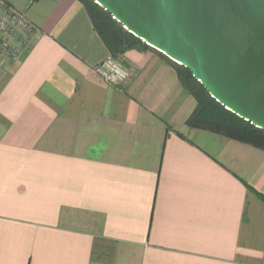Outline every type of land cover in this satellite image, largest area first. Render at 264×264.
<instances>
[{"label": "crops", "instance_id": "crops-1", "mask_svg": "<svg viewBox=\"0 0 264 264\" xmlns=\"http://www.w3.org/2000/svg\"><path fill=\"white\" fill-rule=\"evenodd\" d=\"M4 1L35 33L0 54V264H264V150L186 125L150 50L105 83L78 0Z\"/></svg>", "mask_w": 264, "mask_h": 264}, {"label": "water", "instance_id": "water-1", "mask_svg": "<svg viewBox=\"0 0 264 264\" xmlns=\"http://www.w3.org/2000/svg\"><path fill=\"white\" fill-rule=\"evenodd\" d=\"M189 68L225 108L264 129V0H94Z\"/></svg>", "mask_w": 264, "mask_h": 264}, {"label": "trees", "instance_id": "trees-1", "mask_svg": "<svg viewBox=\"0 0 264 264\" xmlns=\"http://www.w3.org/2000/svg\"><path fill=\"white\" fill-rule=\"evenodd\" d=\"M36 0H31V2ZM85 8L92 27L111 56L122 63V55L128 49L150 50L166 60L176 72L182 86L195 100V107L185 124L237 140L264 150V129L238 116L216 101L193 75L189 68L180 65L160 51L150 47L125 29L110 12L94 0H78ZM123 64V63H122Z\"/></svg>", "mask_w": 264, "mask_h": 264}, {"label": "built area", "instance_id": "built-area-1", "mask_svg": "<svg viewBox=\"0 0 264 264\" xmlns=\"http://www.w3.org/2000/svg\"><path fill=\"white\" fill-rule=\"evenodd\" d=\"M35 33L34 26L23 12L16 10L4 0H0V54L8 59H16L20 48L30 45ZM93 72L105 83L118 86L130 76V71L111 55L106 56L92 67ZM4 72L0 65V76Z\"/></svg>", "mask_w": 264, "mask_h": 264}]
</instances>
